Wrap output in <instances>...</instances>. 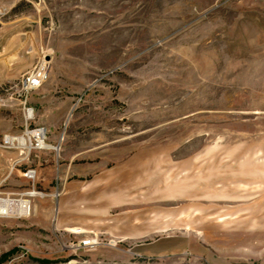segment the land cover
<instances>
[{
  "label": "rangeland",
  "instance_id": "obj_1",
  "mask_svg": "<svg viewBox=\"0 0 264 264\" xmlns=\"http://www.w3.org/2000/svg\"><path fill=\"white\" fill-rule=\"evenodd\" d=\"M38 128L32 166L0 146L32 207L3 202L0 264H264V0H0V144Z\"/></svg>",
  "mask_w": 264,
  "mask_h": 264
},
{
  "label": "built area",
  "instance_id": "obj_2",
  "mask_svg": "<svg viewBox=\"0 0 264 264\" xmlns=\"http://www.w3.org/2000/svg\"><path fill=\"white\" fill-rule=\"evenodd\" d=\"M46 79H47V64L45 62H41L36 68L33 69V71H31L21 81V87H20L21 94L22 93L24 94L25 102H26V99L29 93L38 90L43 85V83L46 81ZM32 113H33V108L26 109L27 118H31ZM37 130L44 131V129H39V128L35 130H31V131H37ZM31 131H28V132H31ZM20 137L22 136L17 137V136L5 135L3 137V140L0 146L7 147V148L21 147V151L26 150L27 152H31L32 150L41 149L45 147L46 135L43 138H40L39 135L31 136V139L27 142V144H29L28 146L27 144H23L22 142L19 141ZM25 175L28 176L29 178L34 179L36 176L35 170H28L25 173ZM31 209H32L31 204H29V206L26 208V212L24 213L23 211H21V213L24 215H28L31 213ZM76 233L82 234L83 231H81V229H78ZM99 245H101L100 239L95 234L91 236H85L83 239L79 241V247L83 249H94L98 247Z\"/></svg>",
  "mask_w": 264,
  "mask_h": 264
},
{
  "label": "crops",
  "instance_id": "obj_3",
  "mask_svg": "<svg viewBox=\"0 0 264 264\" xmlns=\"http://www.w3.org/2000/svg\"><path fill=\"white\" fill-rule=\"evenodd\" d=\"M39 90L32 92V94L27 97L26 101L32 100L36 94H39L41 92ZM21 104H25L24 99L21 100ZM23 111H24V107H23ZM31 153L32 155L21 154V159H18L17 162L21 161V166L22 165L32 166L31 164L36 163L37 161L36 157H39V154H42L44 152L33 150ZM175 248L176 246L174 244L172 245L168 241L157 240L151 243L150 245H147L146 247L143 246L140 249H137V252H133V254L136 255L135 258H144L145 260L150 261L148 262V264H151V260L153 259H163L169 256L170 254H173V251L175 250ZM157 264H164V263L161 262Z\"/></svg>",
  "mask_w": 264,
  "mask_h": 264
},
{
  "label": "bare ground",
  "instance_id": "obj_4",
  "mask_svg": "<svg viewBox=\"0 0 264 264\" xmlns=\"http://www.w3.org/2000/svg\"><path fill=\"white\" fill-rule=\"evenodd\" d=\"M39 135L40 138H43L46 133L45 131H31V132H27L26 136H22L19 138V141L22 142L23 144H26L30 139L31 136H36ZM45 146L48 147L47 144H45ZM29 195L34 196L35 192H30ZM3 202L4 204V209L6 211H23L24 213L26 212V208L29 206V204H31V201L28 199H18V200H14V199H0V211L4 212L5 210H2L3 208ZM78 230H76L75 232H77ZM83 231V230H81Z\"/></svg>",
  "mask_w": 264,
  "mask_h": 264
},
{
  "label": "water",
  "instance_id": "obj_5",
  "mask_svg": "<svg viewBox=\"0 0 264 264\" xmlns=\"http://www.w3.org/2000/svg\"><path fill=\"white\" fill-rule=\"evenodd\" d=\"M36 210V209H35Z\"/></svg>",
  "mask_w": 264,
  "mask_h": 264
}]
</instances>
